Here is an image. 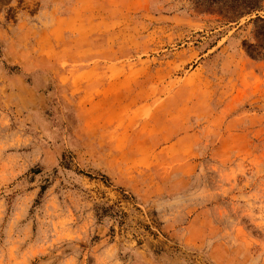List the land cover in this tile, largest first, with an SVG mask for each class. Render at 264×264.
I'll list each match as a JSON object with an SVG mask.
<instances>
[{
  "label": "rangeland",
  "instance_id": "rangeland-1",
  "mask_svg": "<svg viewBox=\"0 0 264 264\" xmlns=\"http://www.w3.org/2000/svg\"><path fill=\"white\" fill-rule=\"evenodd\" d=\"M255 16L0 0V264H264Z\"/></svg>",
  "mask_w": 264,
  "mask_h": 264
},
{
  "label": "trees",
  "instance_id": "trees-1",
  "mask_svg": "<svg viewBox=\"0 0 264 264\" xmlns=\"http://www.w3.org/2000/svg\"><path fill=\"white\" fill-rule=\"evenodd\" d=\"M197 7L218 14L225 21H238L241 17L256 13L252 22L264 23V16L257 15L264 9V0H193ZM258 46L264 49L263 44Z\"/></svg>",
  "mask_w": 264,
  "mask_h": 264
}]
</instances>
